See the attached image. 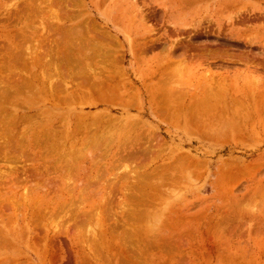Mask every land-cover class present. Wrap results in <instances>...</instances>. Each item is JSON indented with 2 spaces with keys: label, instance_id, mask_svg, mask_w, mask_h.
I'll list each match as a JSON object with an SVG mask.
<instances>
[{
  "label": "rangeland",
  "instance_id": "rangeland-1",
  "mask_svg": "<svg viewBox=\"0 0 264 264\" xmlns=\"http://www.w3.org/2000/svg\"><path fill=\"white\" fill-rule=\"evenodd\" d=\"M35 1L0 0V264H264V114L248 115L247 132L237 129L239 135L237 126L215 113L227 107L229 118L239 113L244 120L241 92L254 94L264 85V0ZM247 13L259 18L236 24ZM76 30L81 39L69 41L83 46L64 58L66 34ZM89 47L96 54L99 50L98 57ZM37 53L44 61L40 66L30 63ZM216 79L220 88L213 94L220 99L208 94L218 87L208 82ZM105 87H121L123 100L134 96L138 103L125 109ZM64 90H72L67 92L71 96ZM159 98L170 104L176 122L156 112L163 105ZM201 98L216 109L206 105L205 114L193 109L194 116L188 112L191 116L185 117L183 110ZM211 122L216 131L211 132ZM221 124L231 127L226 130L230 135ZM88 134L98 139L95 147L91 142L84 148ZM133 138L147 153L130 160L125 157ZM127 141L132 143L126 146ZM124 173L128 179H121Z\"/></svg>",
  "mask_w": 264,
  "mask_h": 264
},
{
  "label": "bare ground",
  "instance_id": "bare-ground-1",
  "mask_svg": "<svg viewBox=\"0 0 264 264\" xmlns=\"http://www.w3.org/2000/svg\"><path fill=\"white\" fill-rule=\"evenodd\" d=\"M33 1H34V0H33ZM43 1H44V0H43ZM69 1H70V0H69ZM71 1H73V0H71ZM74 1H75V0H74ZM29 2H30V1H29ZM31 2H32V1H31ZM35 2H39V0H38V1L36 0ZM40 2H41V1H40ZM27 3H28V2H27ZM33 3H34V2H33ZM229 3H230V2H229ZM22 4H23V3H22ZM31 4H32V3H31ZM26 5H27V4H26ZM26 5H24V6L27 7ZM33 5L35 6L36 4L34 3ZM33 5H32V6H33ZM34 6H33V7H34ZM37 6H38V5H36L35 7L37 8ZM22 7H23V6H22ZM28 7H29V6H28ZM23 8H24V7H23ZM39 8H40V7L38 6V11H37V13L39 12ZM25 9H26V8H25ZM30 9H31V11H33V10H32V7H31ZM26 10H27V9H26ZM20 11H21V9H20ZM31 11H30V13H31ZM35 11H36V9H35ZM35 11H34V12H35ZM42 11H43V10H42ZM42 11H40V12H42ZM21 12H24V15H25V12L27 13L28 11H25V10L23 9V11H21ZM34 12H33V13H34ZM30 13H29V14H30ZM142 13H143V12H142ZM31 14H32V13H31ZM39 14H40V13H39ZM247 14H248V13H247ZM247 14H246V15H240V16L238 17V19H237V17H236V19H237V20L235 19V20H236V24H240V25H245V26H246L247 24L251 23V21H253L254 19L259 18V16L256 15L255 13H254L253 15H249L250 13H249L248 15H247ZM36 15H37V14H36ZM12 16H13V15H12ZM32 16H33V15H32ZM144 16H145V15H144ZM150 16H151V15H150ZM152 16L154 17V15H152ZM263 16H264V15H263ZM24 17H25V16H24ZM34 17H35V16H34ZM41 17H43V16L41 15ZM43 18H45V17H43ZM48 18H49V17H48ZM147 18H148V17H147ZM30 19H31V18H30ZM4 20H6V19H4ZM42 20H44V19H42ZM27 21H28V20H27ZM43 22H44V21H43ZM46 22H47V21H46ZM234 22H235V21H234ZM252 23H253V22H252ZM252 23H251V24H252ZM39 24H40V23H39ZM39 24H38V25H39ZM41 24H42V22H41ZM46 24H47V23H46ZM233 24H234V23H232L231 25L233 26ZM206 25H207V24H206ZM55 26H56V25H54L53 27H55ZM251 26H252V25H251ZM53 27H51V28H53ZM42 28H43V25H42ZM55 28H56V27H55ZM60 28H61V27H60ZM224 28H225V27H224ZM53 29H54V28H53ZM66 29H68V28H66ZM74 29H75V28H74ZM80 29H81V28H80ZM87 29H89V28H87ZM204 29H205V28H204ZM42 30H43V29H42ZM72 30H73V29H72ZM93 30H94V28H93L92 31H90V32H93ZM95 30H98V29H95ZM214 30H215V29H214ZM59 31H60V30H59ZM62 31H63V29H62ZM84 31H85V30H84ZM84 31H83V32H84ZM88 31H89V30H88ZM98 31H99V30H98ZM210 31L213 32L212 30L209 29L208 32H210ZM215 31H216V30H215ZM215 31H214V32H215ZM224 31H225V30H224ZM34 32H35V30H34ZM53 32H55V31H53ZM66 32H67V31H66ZM81 32H82V31H81ZM85 32H86V31H85ZM201 32H202V30H201ZM211 32H210V33H211ZM214 32H213V33H214ZM252 32H253V31H252ZM67 33H68V34H66V33L64 32V36H65V34H66V40H65V38H64V40H65V43L67 42V44H65V43H64L65 45L63 44V45H64V49H63V50H64V58H66V56L69 57V55L73 53V51L75 50V48H77V49L80 50V46H83V45H79V44L76 43L77 46L73 47L72 44H73V42H75V41H72V42L69 41V38H70V39H71V38H72V39H73V38H76V39L80 38L79 35L82 34V33H80L79 30H76V31H68ZM88 33H89V32H88ZM195 33H196V32H195ZM221 33L224 34V35L226 34V33H224L223 31H222ZM229 33H232V31L229 30ZM44 34H45V33H44ZM98 34H99V33H98ZM100 34L102 35V33H100ZM105 34H106V33H105ZM211 34H212V33H211ZM211 34H210V36H211ZM222 34H221V36H222ZM19 35H20V34H19ZM85 35H86V34H84V35H82V36L85 37ZM175 35H176V34H175ZM177 35H178V34H177ZM203 35H205V34H203ZM215 35H216V32H215ZM224 35H223V36H224ZM60 36H61V34H60ZM62 36H63V35H62ZM206 36H207V35H206ZM230 36H231V37H232V36L234 37V35H231V34H230ZM98 37L100 38V35H99ZM110 37H111V36H110ZM20 38H21V36H20ZM22 38H23V36H22ZM58 38H59V36H58ZM192 38H193V37H192ZM221 38H223V37H221ZM226 38H228V36H227ZM80 39H81V38H80ZM96 39H97V37H96ZM100 39H101V38H100ZM102 39H103V37H102ZM107 39H108V38H107ZM146 39H147V38H146ZM149 39H150V38H149ZM15 40H16V39H15ZM35 40H36V39H35ZM62 40H63V39H62ZM74 40H75V39H74ZM87 40H88V39H87ZM113 40H115V39L113 38ZM242 40H243V39H242ZM246 40H247V39H246ZM23 41H24V40H23ZM78 41H80V40H78ZM82 41H84V40H82ZM99 41H100V40H99ZM101 41H102V40H101ZM103 41H104V40H103ZM107 41H111V39H110V40H107ZM107 41H106V39H105V42H107ZM156 41H157V39H156ZM156 41H155V42H156ZM21 42H22V41H21ZM105 42H103V43H105ZM111 42H112V41H111ZM71 43H72V44H71ZM80 43H81V42H80ZM85 43H86V41H85ZM90 43H91V42H90ZM113 43H114V42H113ZM243 43H244V42H243ZM249 43H250V41H249ZM24 44H25V43H24ZM27 44H29V43H27ZM82 44H84V42H83ZM88 44H89V43H88ZM105 44H106V43H105ZM217 44H218V43H217ZM262 44H263V43H262ZM74 45H75V43H74ZM78 45H79V46H78ZM109 45H110V44H109ZM154 45H155V44H154ZM23 46H24V45H23ZM23 46H22V48H23ZM25 46H26V45H25ZM31 46H32V45H31ZM61 46H62V45H61ZM152 46H153V45H152ZM152 46H151L150 48H153ZM155 46H156V45H155ZM186 46H187V45H186ZM260 46H261V45H260ZM27 47H28V46H27ZM27 47H25L24 49H29V48H27ZM41 47H42V46H41ZM87 47H88V46H87ZM181 47H183V46H181ZM193 47H194V46H193ZM195 47H196V46H195ZM195 47H194V48H195ZM9 48H10V47H8L7 51L9 50ZM22 48H21V49H22ZM62 48H63V47H62ZM62 48H61V50H62ZM84 48H85V50H86V46H85ZM84 48H81V49H84ZM89 48H90V47H89ZM91 48H93V47H91ZM91 48H90V50H91ZM95 48H96V46H95ZM98 48H99V47H98ZM98 48H96V49H98ZM101 48H102V47H101ZM175 48H176V47H175ZM184 48H185V47H184ZM145 49H146V48H145ZM11 50H12V48H11ZM29 50H31V49H29ZM34 50H35V49H34ZM37 50H38V49H37ZM37 50H35V51H37ZM79 50H78V51H79ZM87 50L90 51L89 49H87ZM92 50H93V49H92ZM92 50H91V51H92ZM94 50H95V49H94ZM148 50H149V49H148ZM148 50H147V51H148ZM188 50H189V49H188ZM9 51H10V50H9ZM14 51H15V50H14ZM20 51H21V50H20ZM23 51H24V50H22L21 52H23ZM25 51H26V50H25ZM35 51H34V53H35ZM96 51H97V50H96ZM100 51H101L102 53H104V52H103L104 50L100 49ZM106 51H107V50H106ZM145 51H146V50H145ZM151 51H152V49H151ZM172 51H173V50H172ZM10 52H11V51H10ZM27 52L30 53L28 50H27ZM31 52H32V51H31ZM74 52H76V51H74ZM79 52H80V51H79ZM83 52H84V51H83ZM83 52H82V53H83ZM93 52H94V51H92V53H93ZM101 52H100V53H101ZM109 52H110V51H109ZM143 52H144V51H143ZM186 52H187V51H186ZM3 53H4V52H3ZM11 53H12V52H11ZM11 53H10L11 56H13V57L16 56V55H14L13 53H12V54H11ZM23 53H24V52H23ZM88 53H89V52H88ZM88 53H87V54H88ZM94 53L96 54V52H94ZM98 53H99V50H98L97 54H98ZM171 53H172V52H171ZM17 54H18V57H19V54H20V53H17ZM25 54L27 55L26 52H25ZM25 54H24V55H25ZM32 54H33V53H32ZM40 54H42V53H40ZM73 54H74V53H73ZM84 54H85V52H84ZM87 54H86V55H87ZM97 54H96L95 56H97ZM108 54H109V53H108ZM108 54H107V56H108ZM111 54H112V53H111ZM26 55H25V56H26ZM34 55H35V54H33V56H34ZM42 55H43V56H47L46 54H45V55L42 54ZM86 55H85V59L88 58V57H87L88 55H87V56H86ZM105 55H106V54H105ZM112 55H113V54H112ZM43 56H42V57H43ZM89 56H90V55H89ZM91 56H92V55H91ZM91 56H90V58H91V60H92V57H93V56H92V57H91ZM122 56H123V55H122ZM8 57H9V55H8ZM18 57H17V60H19ZM27 57H28V56H27ZM97 57H98V56H97ZM108 57H109V56H108ZM108 57H105V58H108ZM110 57H111V56H110ZM11 58H12V57H11ZM15 58H16V57H15ZM19 58H21V56H20ZM28 58H29V57H28ZM44 58L46 59V57H43V59H44ZM69 58H70V57H69ZM72 58H73V57H72ZM90 58H88V59H90ZM102 58H103V55H102ZM22 59H24V58H22ZM29 59H30V58H29ZM35 59H36V60H35ZM40 59H41V57H40L39 53H37L36 58H35V57H34V59L32 58V61H31L30 63L35 62V64H37V65L40 66V65L42 64V62H44L43 60H40ZM100 59H101V58H100ZM100 59H98V60H100ZM112 59H113V58H112ZM244 59H245V58H244ZM33 60H35V61H33ZM49 60H50V59H49ZM93 60H94V57H93ZM104 60L107 61L106 59H104ZM109 60H110V59H109ZM113 60H114V59H113ZM27 61H28V60H27ZM46 61H47V60H46ZM116 61L118 62V60H116ZM13 62H14V61H13ZM48 62H49V61H48ZM75 62H76V64L78 63L77 61H75ZM92 62H94V61H92ZM108 62H109V61H108ZM108 62H107V64H108ZM111 62H112V60H111ZM11 63H12V62H11ZM46 63H47V62H46ZM80 63H81V62H80ZM88 63H89V62H88ZM100 63H101V62H100ZM100 63H99V64H100ZM113 63H114V62H113ZM94 64H95V62H94ZM96 64H97V63H96ZM26 65H27V63H26ZM46 65H48V64H45V66H44V65H43V66L46 67ZM80 65H81V64H80ZM100 65H101V64H100ZM118 65H119V64H118ZM23 66H24V65H23ZM78 66H79V65H78ZM81 66H82V65H81ZM85 67H87V66H85ZM102 67H103V66H102ZM24 68H25V67H24ZM76 68H77V67H76ZM78 68H79V67H78ZM87 68H88V67H87ZM98 68H99V67H98ZM0 69H1V68H0ZM4 69H5V68H4ZM84 69H85V68H84ZM89 69H90V68H89ZM101 69H102V68H101ZM102 70H103V69H102ZM4 71H5V70H4ZM75 71H76V70H75ZM82 71H83V70H82ZM6 72H8V71H6ZM104 72H105V71H104ZM107 72H108V71H107ZM163 72H164V71H163ZM22 73H23V72H22ZM96 73H97V72H96ZM164 73H166V72H164ZM164 73H163V74H164ZM80 74H81V73H80ZM94 74H95V73H94ZM94 74H91V75L94 76ZM5 75H6V74H5ZM43 75H44V74H42V76H43ZM88 75H89V74H88ZM96 75H97V74H96ZM9 76H10V75H9ZM89 76H90V75H89ZM100 76H101V75H100ZM109 76H111V75H109ZM109 76H108V77H109ZM163 76H164V75H163ZM11 77H12V75H11ZM85 77H86V76H85ZM94 77H95V76H94ZM24 78H25V77H24ZM37 78H39V77H37ZM43 78H44V79H43ZM43 78H42V79L45 80V77H43ZM87 78H88V77H87ZM97 78H99V77H97ZM102 78H103V77H102ZM214 78H215V77H214ZM13 79H14V76H13ZM18 79H19V77H18ZM42 79H40V80H42ZM49 79H50V78H49ZM88 79H89V78H88ZM90 79H92V78L90 77ZM212 79H213V78H212ZM19 80H20V79H19ZM19 80H18V81H19ZM23 80H25V79H23ZM26 80H27V79H26ZM35 80H36V79H34V81H35ZM96 80H97V79H96ZM102 80H103V79H102ZM107 80H108V79H107ZM107 80H106V81H107ZM53 81H54V80H53ZM64 81H65V80H64ZM84 81H85V80H84V78H83V79H82V82H83L82 85H83V86H84V84H86V81H85V83H84ZM88 81H89V80H88ZM94 81H95V80H94ZM255 81H256V80H255ZM255 81H254V82H255ZM258 81H260V80H258ZM11 82H12V81H11ZM13 82H14V81H13ZM24 82H25V81H24ZM26 82H27V81H26ZM40 82H43V81H40ZM51 82H52V81H51ZM54 82H55V81H54ZM54 82H53V84H55ZM56 82H57V81H56ZM74 82H75V81H74ZM89 82H90V81H89ZM109 82H110V81H109ZM167 82H168V81H167ZM220 82H221V81H218L217 79H216V80H212V81H209V82H208V86H210V87L214 86V87H215V86L220 85ZM29 83H30V82H29ZM43 83H45V82H43ZM59 83H60V82H59ZM90 83H91V82H90ZM111 83H112V82H111ZM41 84H42V83H41ZM50 84H51V83H50ZM56 84H57V83H56ZM64 84H65V83H64ZM93 84H94V83H93ZM224 84H225V83H224ZM255 84H256V83H255ZM19 85H20V83H19ZM24 85H25V83H24ZM24 85H23V86H24ZM26 85H27V83H26ZM75 85H78V82H77ZM79 85H81V84H79ZM79 85H78V86H79ZM95 85H96V84H95ZM95 85H93V86H95ZM100 85H101V84H100ZM115 85H117V83H116ZM115 85H113V87H114ZM260 85H261V86H260ZM260 85L258 84V86H260V87L257 88L258 90L255 89L256 91L254 92V94H253V92H252V93L248 92V90L246 89L245 91H242L241 94H240V96H239V97H240L239 100H241V102H243L244 104L246 103L245 101H250L247 105H246V104H245V105L243 104V107H242V109L245 110V112H244L245 114H242V113H241V116H243V119H244V120H241V121L239 120V119H240V118H239V115H240V114H239L238 112H237V113H238L237 116H235L236 113H235V114H232V116L236 117L235 119H233L232 117L229 118L230 114H229V111H227V109H226L227 107H226V108H225V107H222V108H221V109H222L221 111H220V110L218 111V108H217V111L214 110V111H216L215 113H217V114H219V112H221V115L224 116V119L226 118V119H225V120H227L226 122L228 123V121H229V123L232 124V125H230V124L228 123L231 127L234 126L233 128L235 129V126H237V127H236V134H239V131H240V133H241V132L244 131V130H245V132H247L246 130H247V126H248V125H247L245 122L249 119V116H250V118L253 119V118L256 117V116H261V114H264V85H262V84H260ZM1 86H2V85H1ZM1 86H0V87H1ZM57 86H58V85H57ZM61 86H62V85H61ZM61 86H60V87H61ZM64 86H65V85H64ZM78 86H77V87H78ZM105 86H106V85H105ZM222 86H223V85H222ZM20 87H21V86H20ZM24 87H25V86H24ZM52 87H53V86H52ZM55 87H56V86H55ZM55 87H53V88L55 89ZM95 87H96V86H95ZM95 87H94V88H95ZM101 87H102V86H101ZM108 87H110V86H108ZM162 87H163V86H161V89H163ZM250 87H251V86H250ZM25 88H26V87H25ZM29 88H30V87H29ZM64 88H66V86H65ZM64 88H63V89H64ZM70 88H71V87H70ZM105 88L108 89L107 87H105ZM218 88H220V87L218 86V87L215 88V89L212 88L213 91L211 92V90H210V93H208V94H211V93H212V95H214V97L217 96V95H215V94H218V93H217V92H214V90H217V91H218ZM253 88H254V87H253ZM0 89H1V88H0ZM18 89H19V87H18ZM21 89H22V88H21ZM26 89H28V88H26ZM31 89H32V88H31ZM67 89H68V87H67L65 90H67ZM71 89H72V88H71ZM96 89H97V88H96ZM96 89H94L92 92H94ZM99 89H100V88H99ZM101 89H104V85H103V87H102ZM22 90H23V89H22ZM56 90H57V89H56ZM61 90H62V89H61ZM65 90H64V94H68L67 92H70V91H72V90H73V92H74V89L69 90V91H67L66 93H65ZM97 90H98V89H97ZM219 90L222 92L221 89H219ZM35 91L38 92L36 89H35ZM81 91H83V90H82V87L80 86L77 95H79V93H81ZM101 91H102V90H101ZM105 91H106V90H104V92H105ZM108 91H111V92H112V93H108V95H109V94H113L112 97L115 96V98H116L117 101H118V99H120L121 102L123 101V105H124V108H125V109H126V107L134 106V104H137V103H138V102L136 103V99L134 98V96H132L130 102H129V101L126 102L125 100H123V97L126 95V94H125L126 92H125V91H122L121 87L111 88V90L108 89ZM161 91H162V90H161ZM163 91H164V90H163ZM3 92H4V90H3ZM6 92H8V91H6ZM24 92H25V91H24ZM26 92H27V91H26ZM50 92H51V90H50ZM95 92H96V91H95ZM97 92L99 93V91H97ZM221 92H219V93L221 94ZM223 92H224V90H223ZM4 93H5V92H4ZM54 93H55V91H54ZM60 93H61V92H60ZM83 93H84V92H83ZM101 93H102V92H101ZM166 93H167V92H166ZM166 93H165V94H166ZM213 93H215V94H213ZM5 94H6V93H5ZM42 94H43V93H42ZM51 94H52V93H51ZM57 94H58V93H57ZM72 94H73V93H72ZM93 94H94V93H93ZM95 94H97V93H95ZM102 94H104V93H102ZM152 94H153V95H152V97H153V101H155L154 92H153ZM8 95H10V94L8 93V94H7V97H8ZM35 95H36V94H35ZM68 95H70V94H68ZM74 95H75V94H74ZM105 95H107V94H105ZM172 95H173V94H172ZM205 95H207V94H205ZM212 95H208V96H210V98L212 99V98H213ZM232 95H233V94H232ZM50 96H52V95H50ZM61 96H62V95H61ZM70 96H71V95H70ZM75 96H76V95H75ZM81 96H82V95H81ZM164 96H166V95H164ZM208 96H205V97H208ZM211 96H212V97H211ZM218 96H220V95H218ZM218 96H217V97H218ZM226 96H227V95H226ZM82 97H83V96H82ZM84 97H85V95H84ZM94 97H95V96H94ZM106 97H107V96H105V98H106ZM112 97H111V98H112ZM130 97H131V96H130ZM179 97H180V96H179ZM201 97H202V96H201ZM217 97H215V98H217ZM250 97H252V98H254V99H255V97H256V102L250 100ZM85 98H86V97H85ZM85 98H84V99H85ZM109 98H110V97L108 96V99H109ZM218 98H219V97H218ZM220 98H222V97H220ZM220 98H219V99H220ZM230 98H231V97H230ZM237 98H238V97H237ZM237 98H236V97L233 98V100H234V102H235V105H236V103H237V104L239 103V102H236V101H239ZM86 99H87V98H86ZM106 99H107V98H106ZM108 99H107V100H108ZM113 99H114V97H113ZM125 99H127V98H125ZM151 99H152V98H151ZM159 99H160V98H159ZM201 99H202V98H201ZM201 99H200V101H198V100H194L195 102H196V101H197V102H196V103L194 102V104H192V106L189 107V109H187V111H186V110H183V112L186 114L185 117L188 116V115H187L188 112H189V113H192V112H193V109L196 110V115H198L200 112H202V113L204 112V114L207 112V111H206V110H207V109H206L207 106L209 105V106L211 107V104L208 103V102L210 101V99H207V98H204V99H202V100H201ZM213 99H214V98H213ZM213 99H212V100H213ZM60 100H61V99H60ZM120 100H119V101H120ZM127 100H129V98H128ZM156 100H157V99H156ZM160 100H161V102L163 103V105H158V106H156V109H158V110H156V112H158L161 116H163V117H165L166 119H168L171 123L176 122V120H177V117H176L177 114L173 112V109H172V110L170 109L171 106H167L168 103L166 104V102H167L166 99H160ZM215 100H216V99H215ZM235 100H236V101H235ZM64 101H65V100H64ZM87 101H88V99H87ZM119 101H118V102H119ZM216 101H217V100H216ZM216 101H214V104H215ZM1 102H2V101H1ZM62 102H63V101H62ZM65 102H66V101H65ZM67 102H68V101H67ZM106 102H107V101H106ZM121 102H119V104H120ZM192 102H193V101H192ZM220 103H221V101H220ZM232 103H233V102H232ZM0 104H1V103H0ZM65 104H66V103H65ZM119 104L117 103L116 105H119ZM156 104H157V102H156ZM216 104H217V103H216ZM233 104H234V103H233ZM168 105H170V104H168ZM189 105H190V104H189ZM206 105H207V106H206ZM224 105H225V104H224ZM239 105H240V104H239ZM119 106H120V105H119ZM205 106H206V107H205ZM225 106H228V105H225ZM236 106H238V105H236ZM240 106H241V105H240ZM122 107H123V106H122ZM129 108H130V107H129ZM204 108H205V110H204ZM211 108H212V109H216L215 106H212ZM219 108H220V106H219ZM239 108H240V107H239ZM239 108H238V109H239ZM195 110H194V111H195ZM208 110H209V108H208ZM197 111H198V114H197ZM205 111H206V112H205ZM208 112H209V111H208ZM211 112H213V110H211ZM211 112H210V114H211ZM240 112H241V111H240ZM158 113H157V114H158ZM213 113H214V112H213ZM213 113H212V114H213ZM212 114H211V116H212ZM228 115H229V116H228ZM248 115H249V116H248ZM45 116H46V115H45ZM49 116H50V115H49ZM51 116H52V115H51ZM190 116H191V114H190ZM190 116H188V117H190ZM192 116H194V112H193V115H192ZM200 116H202V114H200ZM208 116H209V115H208ZM218 116H219V115H218ZM46 117H47V116H46ZM163 117H162V118H163ZM195 117L197 118L198 116H195ZM206 117H207V116H206ZM212 117H213V116H212ZM219 117H220V116H219ZM48 118H49V117H48ZM192 118H193V117H191V119H192ZM202 118H203V117H202ZM213 118H214V117H213ZM3 119H4V118H3ZM188 119H189V118H188ZM207 119H208V118H207ZM197 120L200 121V119H198V118H197ZM203 120H204V119H203ZM230 120H234V121L236 120V121H237V122H236L237 124L235 123V124H236V125H235L234 123H231ZM192 121L194 122V119H193ZM192 121H191V122H192ZM206 121H207V120H206ZM210 121H211V119L209 120V122H210ZM222 121H223V120H222ZM234 121H233V122H234ZM239 121H240V123H239ZM3 122H4V121H3ZM95 122H96V121H95ZM195 122H196V121H195ZM195 122H194V123H195ZM202 122H203V121H202ZM207 122H208V121H207ZM91 123H92V122H91ZM93 123H94V122H93ZM196 123H198V122H196ZM196 123H195V126L197 125ZM205 123H206V122H204V124H205ZM218 123H220V122H218ZM242 123H243V124H242ZM252 123H253V121H252ZM98 124H99V123H98ZM190 124H191V123H189V125H190ZM207 124H210V123H207ZM225 124H226V123H225ZM233 124H234V125H233ZM14 125H15V124H14ZM174 125H175V124H174ZM189 125H188V126H189ZM198 125H199V124H198ZM210 125H212V126H211V129H212L211 132H212L213 129H214V127H216V124H214V123L211 122ZM218 125H219V124H218ZM2 126H3V125H2ZM2 126H1V127H2ZM8 126H9V125H8ZM10 126H11V125H10ZM12 126H13V125H12ZM91 126H92V125H91ZM192 126L194 127V125H192ZM199 126H200V125H199ZM201 126H203V124H201ZM206 126L208 127V125H206ZM222 126H223V125L221 124L220 127H221V129L223 130L222 132H224V130H225L224 134L227 133V134L230 135V133H229V132H230V129H229V128H231V127L229 126L228 129H227V126H228V125H227V126L225 125L226 127H225V126L222 127ZM78 127H79V126H78ZM97 127H98V126H97ZM204 127H205V126H204ZM212 127H213V128H212ZM217 127H218V126H217ZM220 127H219V128H220ZM238 127H239V128H238ZM11 128H12V127H11ZM76 128H77V127H76ZM94 128H95V127H94ZM94 128L92 129V131L94 130ZM201 128H202V127H201ZM201 128H200V129H201ZM223 128H226V129H223ZM233 128L231 129L232 133H233V130H234ZM1 129H2V128H1ZM53 129H54V128H53ZM60 129H61V128H60ZM84 129H85V128H84ZM187 129H188V128H187ZM204 129H205V128H204ZM207 129H208V131H209V127L205 129L206 132H207ZM237 129H238L239 131H237ZM251 129L254 130V126H252ZM54 130H55V129H54ZM205 130H204V131H205ZM214 130L216 131V129H214ZM217 130H220V129H217ZM226 130L229 131V132H227ZM78 131H79V129H77V134H78ZM92 131H91V132L89 131V134L92 133ZM22 132H23V131H22ZM53 132H54V131H53ZM57 132H58V131H57ZM131 132H134V131L132 130ZM131 132L129 131V134H130ZM196 132H197V131H196ZM237 132H238V133H237ZM69 133H70V132H66V133L64 134V140L67 141L68 137H70V134H69ZM84 133H85V135H86V132H84ZM187 133H188V132H187ZM201 133H202V132H201ZM234 133H235V130H234ZM77 134H76V135H77ZM89 134H88V135H89ZM202 134H203V133H202ZM227 134H225V135H227ZM236 134H233V135H236ZM62 135H63V134H62ZM100 135H101V133H100ZM137 135H138V133H137ZM239 135H240V134H239ZM44 136H45V135H44ZM80 136H81V135H80ZM90 136H91V135H89L88 138L86 137V139L84 140V141H85V142H83L84 148H86V145L91 144V142H92V144L94 143V144H93V147H95V145H96V141H97L98 139H97V138H95V139H94V138H91ZM96 136H97V135H96ZM236 136H237V135H236ZM0 137H1V136H0ZM2 137H3V136H2ZM81 137H83V133H82V136H81ZM81 137H80V138H81ZM84 137H85V136H84ZM98 137H99V136H98ZM129 137H130V136H129ZM137 137H138V139H137ZM139 137L141 138V136H136L135 138H136L137 140H139ZM241 137H242V136H241ZM36 138H37V137H36ZM54 138H55V137H54ZM127 138H128V136H127ZM135 138H133L135 142H134L132 139H130V141L132 140V141L134 142L132 145H130L132 142L129 144V143H128L129 141H127L128 144H127L126 146H129V145H130V151H128V153H127V155H126V157H125V158H127V159H128V158H129V159H130V158H133V159H134V158H135V155H136L138 152L141 153V152L143 151L142 153H145L146 150H147V147H144V148H143V147H142V148H141V147H136L138 143L135 144V143H136ZM2 139H3V138H2ZM6 139H8V138H6ZM128 139H129V138H128ZM128 139H127V140H128ZM35 140H36V139H35ZM82 140H83V138H82ZM140 140H141V139H140ZM20 141H21V140H20ZM36 141H37V140H36ZM108 141H109V140H108ZM10 142H11V141H10ZM71 142H73V141H71ZM79 142H80L81 145H82V141H81V139H80ZM79 142H78V143H79ZM5 143H7V141H6ZM12 143H13V142H12ZM18 143H19V142H18ZM64 143H65V142H64ZM73 143H74V142H73ZM120 143H121V142H120ZM139 143H140V142H139ZM19 144H20V143H19ZM44 144H45V143H44ZM60 144H61V143H59V145H60ZM75 144H76V143H75ZM125 144H126V142H125ZM125 144H124V145H125ZM0 145H1V144H0ZM3 145H5V144L3 143ZM12 145H13V144H12ZM70 145H71V143H70ZM73 145H74V144H73ZM73 145H71V146H73ZM83 145H82V146H83ZM71 146H70V147H71ZM126 146H125V148H126ZM140 146H143V144H142V145L140 144ZM0 147L3 148V146H0ZM12 147H14V145H13ZM17 147H18V146H17ZM64 147H65V146H64ZM70 147H69V149H71ZM73 147H74V146H73ZM73 147H72V148H73ZM80 147H81V146L77 147V149L80 148ZM120 147H124V146L122 145V146H120ZM120 147H119V150H120V149L122 150V148H120ZM14 148H15V147H14ZM84 148H83V149H84ZM42 149H43V148H42ZM54 149H55V148H54ZM123 149H124V148H123ZM6 150H7V149H6ZM11 150H12V149H11ZM17 150H18V149H17ZM48 150H49V149H48ZM121 150H120V153L122 152ZM124 150H125V149H124ZM124 150H123V151H124ZM128 150H129V149H128ZM15 151H16V150H15ZM75 151H76V150H75ZM84 151H85V150H84ZM94 151H95V150H94ZM94 151H93V152H94ZM97 151H98V150H97ZM97 151H95V152H97ZM125 151H126V150H125ZM6 152H8V150H7ZM76 152H77V151H76ZM126 152H127V151H126ZM148 152H149V150H148ZM1 153H2V152H1ZM1 153H0V154H1ZM3 153H4V152H3ZM8 153H10V152H8ZM53 153H55V152H53ZM77 153H78V152H77ZM85 153H86V151H85ZM89 153H90V152H89ZM146 153H147V152H146ZM121 154H123V153H121ZM124 154H125V153H124ZM14 155H15V154H14ZM64 155H65V154H64ZM76 155H77V154H76ZM83 155L86 156V154H83ZM88 155H90V154H88ZM93 155H96V153L93 154ZM93 155H90V156H93ZM105 155H106V154H105ZM138 155H139V154H138ZM0 156H1V155H0ZM3 156H5V155L3 154ZM6 156H7V155H6ZM42 156H43V155H42ZM47 156H48V155H47ZM116 156H117V155H116ZM116 156H115V157H116ZM118 156H120V154H119ZM121 156H122V155H121ZM136 156H137V155H136ZM7 157H9V156H7ZM7 157H6V158H7ZM20 157H21V156H20ZM50 157H51V156H50ZM73 157H74V156H73ZM82 157H83V156H82ZM86 157H87V156H86ZM95 157H97V156H95ZM9 158H10V157H9ZM79 158L81 159V157H79ZM79 158H78V160H79ZM91 158H92V160H93V159H96V158H93V157H91ZM91 158H90V162L92 161ZM122 158H124V157H122ZM19 159H20V158H19ZM21 159H22V158H21ZM72 159H73V158H72ZM98 159H99V158H98ZM130 160H131V159H130ZM59 161H60V160H59ZM79 161H80V160H79ZM176 161H177V160H176ZM176 161H175V162H176ZM180 161H181V159H180ZM182 161H183V160H182ZM182 161H181V162H182ZM75 162H76V161H75V159H74V163H75ZM11 163H12V162H11ZM65 163H66V162H65ZM97 163H98V162H97ZM72 164H73V163H72ZM180 164H181V163H180ZM184 164H185V163H184ZM184 164H183V165H184ZM75 165H76V164H75ZM95 165H96V163H95ZM170 165H171V164H170ZM172 165H173V164H172ZM21 166H22V165H21ZM23 166H24V165H23ZM103 166H104V165H103ZM174 166H175V165H173V167H174ZM181 166H182V165H181ZM192 166H193V165H192ZM170 167H171V166H170ZM175 167H177V166H175ZM9 168H10V167H9ZM22 168H23V167H22ZM124 168H125V167H124ZM178 168H179V166H178ZM183 168H184V166H183ZM190 168H191V167H190ZM133 169H134V168H133ZM133 169H132V170H133ZM135 169H136V168H135ZM173 169H175V168H173ZM180 169H181V168H180ZM126 170H128V171L130 172L129 169L125 168V171H126ZM67 171H68V170H67ZM71 171H72V170H71ZM122 171H123V170H122ZM133 171H134V170H133ZM173 171H174V170H173ZM9 172H10V171H9ZM134 172H135V171H134ZM176 172H177V171H176ZM176 172H175V173H176ZM24 173H25V172H24ZM72 173H73V172H72ZM132 173H133V172H132ZM153 173H154V171H153ZM153 173L150 175L151 177H152ZM105 174H106V173H105ZM126 174H127V171H126ZM126 174L124 173V175H122L123 177H122L121 179H123V178H124V179H128L127 176H126V178L124 177ZM135 174L138 175L139 173H135ZM127 175H128V174H127ZM136 175H135V176H136ZM147 175H148V174H147ZM147 175H146V176H147ZM157 175H158V174H157ZM157 175H156V176H157ZM70 176H71V173L69 174V177H70ZM132 176L135 177L134 175H132ZM154 176H155V175H154ZM74 177H75V176H74ZM130 177H131V175H130ZM130 177H129V178H130ZM139 177H142V178H143V175H141V176L138 175L137 179H139ZM72 178H73V177H72ZM97 178H98V177H97ZM142 178H141V180H137V179H136V180H137L138 182H140V181H142ZM145 178H146V177L144 176L143 179H144V180H147V178H146V179H145ZM148 178L150 179L149 175H148ZM93 179H94V177H93ZM115 179H117V177L114 178V180H115ZM121 179H120V181H121ZM130 179H131V178H130ZM136 180H135V181H136ZM162 180H165V179H162ZM13 181L16 182V180H13ZM122 181L124 182L125 180H122ZM126 181H127V180H126ZM65 182H67V180H65ZM91 182H92V181H91ZM112 182H114V181H111V183H112ZM116 182H117V181H116ZM130 182H131V181H130ZM88 183H90V182L88 181L87 184H88ZM111 183H110V184H111ZM73 184H74V183H73ZM108 184H109V183H108ZM2 185H3V184H2ZM101 185H102V184H101ZM101 185H100V189L103 188V190H104V187L101 186ZM135 185H136V184H135ZM135 185H134V187H136ZM140 185H141V184H140ZM142 185H144V183H142ZM104 186H106V183H105ZM110 186H111V185H110ZM114 186H115V185H114ZM97 187H99V186H97ZM112 187H113V186H112ZM132 187H133V186H132ZM147 187H148V186H147ZM32 188H33V187H32ZM35 188H36V187H35ZM88 188H90V186L87 185V188H85V189H88ZM109 188H110V187H109ZM109 188H108V189H109ZM125 188H126V187H125ZM16 189H17V188H16ZM106 189H107V187H106ZM106 189H105V190H106ZM108 189H107V190H108ZM114 189H115V188H114ZM130 189H131V188H130ZM132 189H134V188H132ZM132 189H131V190H132ZM135 189H136V188H135ZM93 190H94V189H93ZM117 190H118V189H117ZM125 190H126V189H125ZM128 190H129V189H127V192H128ZM136 190H137V189H136ZM138 190H139V189H138ZM43 191H45V189H43ZM87 191H88V190H87ZM87 191H86V192H87ZM123 191H124V190H123ZM26 192H27V191H26ZM33 192H35V191H33ZM33 192H32V193H33ZM86 192H85V193H86ZM109 192H111V191H109ZM129 192H131V191H129ZM132 192H133V191H132ZM142 192H143V191H142ZM44 193H45V192H44ZM68 193H69V192H68ZM70 193H72V192H70ZM94 193H95V192H94ZM106 193H107V192H106ZM139 193H140V192H139ZM261 193H262V192H261ZM91 194H92V193H91ZM107 194H108V193H107ZM24 195H26V194H24ZM95 195H96V194H95ZM104 195H105V194H104ZM125 195H126V192L124 193V196H125ZM128 195H129V198H130L131 196H130L129 193H128ZM128 195H127V196H128ZM131 195H132V194H131ZM135 195H136V194H133V195H132V198H135V197H136ZM138 195H139V198L141 199V198H142V196H141L142 194H141V195L138 194ZM96 196H97V195H96ZM109 196L111 197V193H110ZM109 196H107V197H109ZM78 197H79V196H78ZM46 198H47V197H46ZM126 198H127V197H126ZM139 198H137V199L140 200ZM144 198H146V197H144ZM105 199H106V198H105ZM112 199H114V198H112ZM130 199H131V198H130ZM137 199H136V200H137ZM25 200H26V198H25ZM110 200H111V198H110ZM136 200H135L134 202H136ZM138 200H137V202H138ZM70 201H71V200H70ZM132 201H133V200H132ZM110 202H111V201H110ZM139 202H140V201H139ZM142 202H143V201H142ZM142 202H141V203H142ZM101 203H102V202H101ZM145 203H146V202H145ZM51 204H52V203H51ZM111 204H112V203H111ZM124 204H125V203H124ZM138 204H139V203H138ZM11 205H12V204H11ZM96 205H97V204H96ZM5 206H6V205H5ZM5 206H3V207H5ZM100 206H101V205H100ZM103 206H104V205H103ZM103 206H102V207H103ZM105 206H106V205H105ZM15 207H16V206H15ZM109 207H110V205H109ZM131 207H132V206H131ZM140 207H141V206H140ZM142 207H143V206H142ZM8 208H9V207H8ZM8 208H7V209H8ZM18 208H19V206H17V209H18ZM61 208H62V207H61ZM122 208H123V207H122ZM137 208H138V207H137ZM240 208H241V207H240ZM4 209H5V208H4ZM9 209H10V208H9ZM59 209H60V208H59ZM95 209H98L97 206L95 207ZM102 209H104V208H102ZM141 209H142V208H141ZM73 211H74V210H73ZM76 211H77V209H76ZM100 211H101V210H100ZM103 211H104V210H103ZM109 211H110V210H109ZM98 212H99V211H98ZM110 212H111V211H110ZM122 212H123V211H122ZM124 212H125V211H124ZM126 212H128L127 209H126ZM136 212L139 213V215H136V216H140V215H141V214H140V211H136ZM142 212H143V211H142ZM92 213H93V212H92ZM133 213H135V211H133ZM240 213H241V212H240ZM73 214H75V212H73ZM81 214H82V213H81ZM124 214L126 215V213H124ZM142 214H143V213H142ZM70 215H71V214H70ZM125 215H124V217H125ZM131 215H132V214H131ZM134 215H135V214H134ZM73 216H74V215H73ZM70 217H71V216H70ZM127 217H128V216H127ZM129 217H130V216H129ZM106 218H107V217H106ZM130 218H131V217H130ZM140 218H141V216H140ZM224 218H225V217H223L222 219L224 220ZM97 219H98V218H97ZM128 219H129V218H128ZM128 219H127V220H128ZM135 219H136V218H135ZM70 220H71V219H70ZM130 220H132V219H130ZM138 220H140V219H136V220H133V221H138ZM141 220H142V219H141ZM133 221H131V222H133ZM141 222H142V221H141ZM86 223H87V222H86ZM106 223H107V222H106ZM178 223H180V222H178ZM215 223H216V222H215ZM224 223H225V222H224ZM136 224H137V222H136ZM217 224H218V223H217ZM124 225H125V224H124ZM133 225H134V224H133ZM174 225H175V224H174ZM221 225H222V224H221ZM125 226H126V225H125ZM176 226H177V225H176ZM176 226H174V228H175ZM178 226H180V225H178ZM202 226H203V225H202ZM219 226H220V225H219ZM111 227H112V226H111ZM121 227H122V225H121ZM130 227H131V226H130ZM115 228H116V227H115ZM176 228H177V227H176ZM117 229H118V228H117ZM123 229H124V228H123ZM86 233H88V232H86ZM125 233H126V232H125ZM137 234H138V232H137ZM130 235H131V234H130ZM130 235H129V236H130ZM93 236H94V235H93ZM132 236H134V234H133ZM132 236H131V237H132ZM137 237H138V236H137ZM88 238H89V237H88ZM93 238H94V237H93ZM124 238H125V237H124ZM128 238H129V237H128ZM135 239H136V237H135ZM135 239H134V240H135ZM137 239H138V238H137ZM161 239H162V238H161ZM180 239H181V238H180ZM164 240H167V239H164ZM92 241H93V240H92ZM161 241H162V240H160V242H161ZM93 242H94V241H93ZM88 243H90V242H88ZM162 243H163V241H162ZM107 244H108V243H107ZM152 244H153V243H152ZM155 244H156V243H155ZM158 244H159V243H158ZM95 246H96V245H95ZM123 247H124V246H123ZM125 247H126V246H125ZM89 248H90V247H89ZM95 248H96V247H95ZM100 248H101V247H100ZM121 248H122V247H121ZM121 248H120V249H121ZM106 250H107V249H106ZM91 251H92V250H91ZM110 251H111V250H110ZM116 253H117V252H116ZM97 256H98V255H97ZM98 257H99V256H98ZM102 257H103V256H102ZM102 259H103V258H102ZM105 260H106V259H105ZM115 263H116V262H115ZM120 263H121V262H120ZM122 263H123V262H122ZM9 264H10V263H9ZM12 264H13V263H12Z\"/></svg>",
  "mask_w": 264,
  "mask_h": 264
}]
</instances>
